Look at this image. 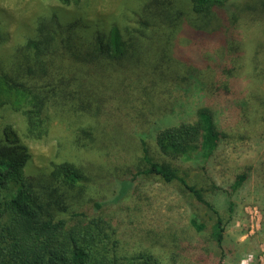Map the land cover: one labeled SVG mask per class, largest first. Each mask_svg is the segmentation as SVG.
<instances>
[{
	"label": "rangeland",
	"instance_id": "1",
	"mask_svg": "<svg viewBox=\"0 0 264 264\" xmlns=\"http://www.w3.org/2000/svg\"><path fill=\"white\" fill-rule=\"evenodd\" d=\"M228 4L225 24L220 14L213 16L212 26L220 27L216 40L203 44L188 28L205 27L210 15L193 13L190 0H80L68 6L57 0H0V69H13L22 81L51 93L47 131L40 137L25 132L23 115L0 105V145L3 128L11 125L28 148L25 174L42 186L44 199L66 206L57 212L66 220L75 219L72 212H96L94 203H103L98 211L115 228L118 255L150 251L160 264H264V0ZM75 11L87 28L64 30L65 36L108 37L115 26L120 38L131 39L129 53L115 61L94 51L78 63L90 52L80 44V58L49 54L46 72L35 62L27 73L22 60L14 68L13 45H25L41 18L54 12L73 20ZM24 50L36 61L31 49ZM67 67L74 72L60 70ZM140 76L149 96L153 87L154 97L165 100L162 108L149 109L141 93L125 101L127 93L116 90L134 77L137 84ZM200 105L210 107L226 137L204 171L181 159L172 164L191 169L189 179L220 212L225 221L220 248L209 231L190 225L192 215L206 224L215 215L187 191L153 175L131 180L144 166L143 143L155 159H167L156 149V129L193 121ZM62 162L81 170L78 184L48 178ZM240 173L247 179L229 197L226 188ZM227 199L233 202L231 214Z\"/></svg>",
	"mask_w": 264,
	"mask_h": 264
},
{
	"label": "trees",
	"instance_id": "2",
	"mask_svg": "<svg viewBox=\"0 0 264 264\" xmlns=\"http://www.w3.org/2000/svg\"><path fill=\"white\" fill-rule=\"evenodd\" d=\"M62 5H76L80 0H57ZM229 0H190L193 13L209 14V21L205 27L197 29L188 28L192 38L202 37V43L208 44L216 40L219 35L218 28L212 26L215 13L220 14L219 19H225L230 5ZM230 12V11H229ZM233 11H231L232 13ZM73 20H61L56 13L50 17L41 18L36 26V33L25 39V45L14 44V50L9 54L14 68L22 60L26 72L32 73L37 63L41 72H46L50 67L49 54L64 56L71 59V55L79 58V46L88 49L82 59L86 61L90 54L99 51V57L109 60H119L125 53H129L130 38L122 39L117 27H112L108 37L99 34L94 39L88 40L76 36H65L64 30L74 31L77 28H87L78 11L72 13ZM217 18V21L220 20ZM226 20V19H225ZM225 24V21H224ZM221 26V25H219ZM2 34L0 33V40ZM84 40H88V43ZM98 46V49L96 48ZM24 48L31 49L36 56ZM89 55V56H87ZM96 58V57H95ZM77 60V59H76ZM67 65V63H65ZM12 66L8 67L11 68ZM64 73L74 72L72 68L60 69ZM145 71V70H140ZM135 76V75H134ZM22 81L14 70L0 69V105H6L13 112L24 116L26 120L25 132L28 135L42 136L46 131L48 112L51 104L49 90L40 89V86L25 79ZM196 82L197 80L194 79ZM154 82L159 86V78ZM127 94L125 101L137 94L145 95L148 108H162L165 100L154 97L155 89L152 87V96L143 77H138L137 84L134 79L127 85L116 87ZM2 144L0 145V264H160L159 260L150 251H141L137 255L125 257L117 254L119 239L115 235V228L101 216L100 210L103 203H94L96 210L88 212H72V220H66L57 214L64 211L65 205L57 200H46L39 192L42 186L33 183L25 174L24 166L29 159L28 148L21 142L16 129L6 125L2 130ZM226 137L225 133L216 124L212 110L208 105H200L195 111L193 121H180L174 125L157 128L154 143L161 156L167 159H155L149 152L148 146L143 143L142 160L143 169L132 176L133 181L137 175L157 176L164 183L180 186L187 191L198 203L210 209L215 217L208 224L192 215L189 223L196 232L209 231V238L220 248L225 221L220 212L205 199V190L198 187L189 179V170L182 166L173 165L172 160L181 159L190 161L197 169L204 171L211 157ZM246 173L236 175L233 182L227 186L226 192L230 197L240 188L247 179ZM50 179H62L69 185L78 184L83 179L81 170L70 162L55 164V169ZM214 188V186L212 185ZM39 190V191H38ZM227 212L231 214L233 202L227 199ZM218 264V263H216Z\"/></svg>",
	"mask_w": 264,
	"mask_h": 264
}]
</instances>
